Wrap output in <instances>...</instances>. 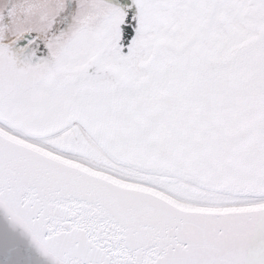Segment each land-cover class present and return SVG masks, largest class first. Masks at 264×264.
I'll return each instance as SVG.
<instances>
[{
	"label": "snow or ice",
	"instance_id": "obj_1",
	"mask_svg": "<svg viewBox=\"0 0 264 264\" xmlns=\"http://www.w3.org/2000/svg\"><path fill=\"white\" fill-rule=\"evenodd\" d=\"M0 264H264V0H0Z\"/></svg>",
	"mask_w": 264,
	"mask_h": 264
}]
</instances>
